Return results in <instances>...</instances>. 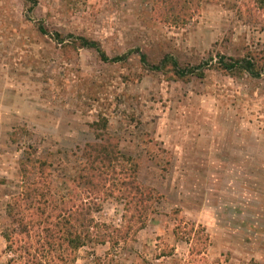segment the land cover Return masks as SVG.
<instances>
[{"label": "rangeland", "instance_id": "374dc122", "mask_svg": "<svg viewBox=\"0 0 264 264\" xmlns=\"http://www.w3.org/2000/svg\"><path fill=\"white\" fill-rule=\"evenodd\" d=\"M94 144L123 157L152 211L76 264H264V0H0V264L35 161L53 193L120 228L123 200L77 186Z\"/></svg>", "mask_w": 264, "mask_h": 264}, {"label": "trees", "instance_id": "16d2710c", "mask_svg": "<svg viewBox=\"0 0 264 264\" xmlns=\"http://www.w3.org/2000/svg\"><path fill=\"white\" fill-rule=\"evenodd\" d=\"M40 32L46 34L42 28ZM78 40L83 48L97 49L94 42L84 38ZM101 60L106 61L103 54ZM172 66L179 77L192 74V70L177 69L176 63ZM218 66L227 72L244 70L258 76L249 60L228 62L221 57ZM80 157L84 160L79 169L83 174L77 177V186L81 181L87 195L102 194L123 200V224L116 229L97 223L92 207L82 199L75 201L74 197L67 199L53 193L52 182L46 180L47 176L42 177L43 171L51 165L35 161L33 179L26 183L19 199L8 205L9 225L4 232L6 250L12 255L8 264H76L77 252L87 244L113 246L144 229L153 199L148 190L131 181L125 172H116L117 168L121 169L123 157H116L97 144L86 145ZM106 173L121 177L109 178V182L104 179ZM93 264L108 263L95 258Z\"/></svg>", "mask_w": 264, "mask_h": 264}]
</instances>
